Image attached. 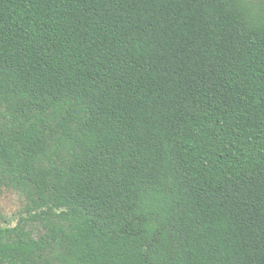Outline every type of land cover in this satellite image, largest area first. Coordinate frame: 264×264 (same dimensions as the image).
<instances>
[{
	"label": "trees",
	"instance_id": "1",
	"mask_svg": "<svg viewBox=\"0 0 264 264\" xmlns=\"http://www.w3.org/2000/svg\"><path fill=\"white\" fill-rule=\"evenodd\" d=\"M6 191L0 264H264V0H0Z\"/></svg>",
	"mask_w": 264,
	"mask_h": 264
},
{
	"label": "rangeland",
	"instance_id": "2",
	"mask_svg": "<svg viewBox=\"0 0 264 264\" xmlns=\"http://www.w3.org/2000/svg\"><path fill=\"white\" fill-rule=\"evenodd\" d=\"M0 213L5 218H11L22 207V199L12 191L0 193Z\"/></svg>",
	"mask_w": 264,
	"mask_h": 264
}]
</instances>
